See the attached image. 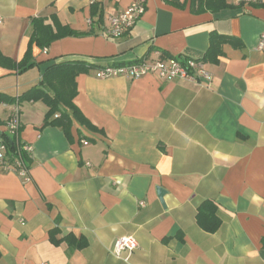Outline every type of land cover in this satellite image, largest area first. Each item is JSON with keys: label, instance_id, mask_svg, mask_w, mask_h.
Masks as SVG:
<instances>
[{"label": "crops", "instance_id": "obj_1", "mask_svg": "<svg viewBox=\"0 0 264 264\" xmlns=\"http://www.w3.org/2000/svg\"><path fill=\"white\" fill-rule=\"evenodd\" d=\"M130 2L0 0V94L14 98L0 101V139L18 110L12 137L32 147L28 181L0 169V264H264V0H146L106 36ZM34 18L77 34L33 43L21 67ZM169 57L202 60L211 80L95 74ZM66 61L90 67L73 98L88 124L65 129L44 124L43 101L17 98ZM205 201L213 232L196 220ZM123 235L138 243L126 261L111 252Z\"/></svg>", "mask_w": 264, "mask_h": 264}, {"label": "built area", "instance_id": "obj_2", "mask_svg": "<svg viewBox=\"0 0 264 264\" xmlns=\"http://www.w3.org/2000/svg\"><path fill=\"white\" fill-rule=\"evenodd\" d=\"M93 3L94 0H88ZM240 2H253L255 0H236ZM146 0H131L128 6L108 18V25L104 30L106 36L111 38L120 37L129 30L140 16L144 13ZM257 48L264 49V31L261 32L257 43ZM95 74L99 78L111 76H127L130 78H139L151 74L161 80L188 79L202 80L209 82L211 74L206 69L204 62L199 59L186 58L178 59L175 57L157 58L154 60L142 59L130 64L103 65L95 69ZM6 132L11 136L16 135L20 127L19 111L16 110L6 122ZM32 147L29 144L16 141V149L11 156L3 138L0 139V169L7 172H13L24 181L29 180L28 166L25 161V155H30ZM138 246L137 240L132 235L118 236L112 246V254L123 260H128L131 252ZM123 252L126 255L123 257Z\"/></svg>", "mask_w": 264, "mask_h": 264}, {"label": "trees", "instance_id": "obj_3", "mask_svg": "<svg viewBox=\"0 0 264 264\" xmlns=\"http://www.w3.org/2000/svg\"><path fill=\"white\" fill-rule=\"evenodd\" d=\"M203 1V0H202ZM208 8L216 10L218 8L227 6L225 0H206ZM261 5H264L262 2ZM55 30L49 24L44 23V20L34 18L32 20V30L30 34L29 47L20 62V66L24 67L30 60V46L35 43L40 47L47 46L53 39H57L66 35H76L77 32L56 24L54 22ZM3 60H7L3 56ZM90 67L84 61H66L60 63H53L44 72L39 84L31 87L27 91L20 94L17 98L19 101L23 100H41L48 110L45 113L44 124H54L66 128L71 125L72 117L81 124H88L87 120L80 114L79 110L73 103V98L76 95L75 77L79 71H83ZM11 98L5 94H0V101L13 102ZM58 116L54 117V114ZM3 141L5 143L7 153L13 155L16 149V140L7 134H3ZM26 156V155H25ZM28 166L27 160L25 158ZM196 220L198 225L206 231H215L220 221L216 216V206L211 201L203 202L197 211Z\"/></svg>", "mask_w": 264, "mask_h": 264}, {"label": "water", "instance_id": "obj_4", "mask_svg": "<svg viewBox=\"0 0 264 264\" xmlns=\"http://www.w3.org/2000/svg\"><path fill=\"white\" fill-rule=\"evenodd\" d=\"M157 194H158V197L160 198V200L162 202L163 189L160 187L157 188Z\"/></svg>", "mask_w": 264, "mask_h": 264}]
</instances>
